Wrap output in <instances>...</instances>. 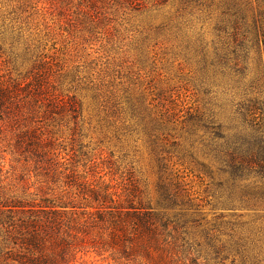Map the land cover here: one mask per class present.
Returning <instances> with one entry per match:
<instances>
[{
    "label": "trees",
    "instance_id": "16d2710c",
    "mask_svg": "<svg viewBox=\"0 0 264 264\" xmlns=\"http://www.w3.org/2000/svg\"><path fill=\"white\" fill-rule=\"evenodd\" d=\"M46 1L63 13L77 7L81 15L93 17L102 1L107 9L116 6L123 12L152 3L157 16H164L162 7L170 0H77L76 6L73 0ZM195 17L216 20L219 41L213 59L199 42L205 67L220 70L211 74L214 83L207 95L221 86L218 77L228 78V92H236L245 103L237 110L235 106L234 114L245 120L253 117L264 105V0H179L174 18L165 16L166 22L155 29L169 32L175 27L181 35ZM250 61L262 75L248 86L243 81ZM31 74L16 80L0 75V136L12 161L24 168L22 182L30 185L18 194L16 182L8 185V192L0 184V264H84L88 255L113 264H264L263 242L252 246L253 240L248 243L243 233L221 222L223 214L214 224L206 221L182 195L181 186L165 177V167L158 185L164 208L156 210L144 203L138 182L114 177L74 149L67 152L64 139L72 129L64 128L80 117L81 103L56 90L49 72L38 69ZM144 95L128 98L126 109L119 106L127 115L122 123L145 133L163 165L172 153L193 160L203 132L214 135L210 149L228 183L242 181L248 165L264 166V141L256 143L257 154L251 146L253 135H238L221 124L214 98L187 113L178 135L169 109L156 99L152 105ZM117 99L116 92L108 98L118 106ZM203 255L205 262L200 263Z\"/></svg>",
    "mask_w": 264,
    "mask_h": 264
},
{
    "label": "rangeland",
    "instance_id": "374dc122",
    "mask_svg": "<svg viewBox=\"0 0 264 264\" xmlns=\"http://www.w3.org/2000/svg\"><path fill=\"white\" fill-rule=\"evenodd\" d=\"M77 3L73 0L72 5ZM178 3L170 0L162 7L164 16H157L152 3L137 4L133 11L123 12L116 6L107 9L102 1L97 14L89 17L82 16L77 7L63 13L46 0H0V75L16 80L38 69L49 72L56 90L81 103L80 117L64 128L72 129L65 135L64 148L94 158L100 169L116 178L138 182L144 203L151 209L164 208L158 185L161 168L165 167V177L181 186L182 195L206 221L214 224L216 216L223 214L221 222L243 233L248 243L253 240L252 246L255 241L264 243V166L248 165L242 181L228 183L210 149L214 135L203 132L200 151L194 153L193 160L172 153L163 165L153 154L145 133L136 126L132 131L122 123L127 115L119 106L126 109L128 98L144 93L152 105L156 99L169 109L181 135L179 123L187 113L193 114L214 98L219 107L218 121L238 135H253L251 146L258 154L256 143L264 141V105L246 120L234 114L235 106L239 109L244 101L236 92H228V78L218 77L221 86L215 85L214 94L207 95L214 83L211 74L220 70L205 67L199 42L203 41L213 59L219 41L215 18L195 17L190 25L182 27L181 35L175 27L169 32L155 29L166 22L165 16L174 18ZM101 16L103 20L97 23ZM261 75L262 69L250 61L243 83L249 86ZM114 92L119 97L118 106L108 100ZM6 146L0 136V184L8 192V185L16 182L21 194L30 185L22 182L24 168L12 161ZM83 262L113 264L96 255L86 256ZM204 262L203 255L200 263Z\"/></svg>",
    "mask_w": 264,
    "mask_h": 264
}]
</instances>
